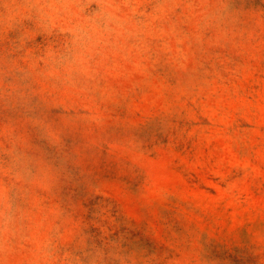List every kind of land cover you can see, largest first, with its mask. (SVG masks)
<instances>
[{
  "label": "rangeland",
  "instance_id": "374dc122",
  "mask_svg": "<svg viewBox=\"0 0 264 264\" xmlns=\"http://www.w3.org/2000/svg\"><path fill=\"white\" fill-rule=\"evenodd\" d=\"M0 264H264V0H0Z\"/></svg>",
  "mask_w": 264,
  "mask_h": 264
}]
</instances>
